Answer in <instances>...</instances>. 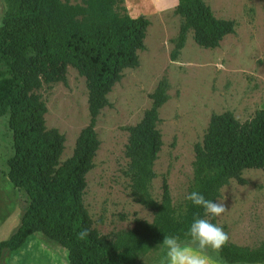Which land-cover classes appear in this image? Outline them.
Listing matches in <instances>:
<instances>
[{"label": "trees", "instance_id": "obj_1", "mask_svg": "<svg viewBox=\"0 0 264 264\" xmlns=\"http://www.w3.org/2000/svg\"><path fill=\"white\" fill-rule=\"evenodd\" d=\"M121 3L3 0L0 117L8 115L13 143L7 177L25 193L28 206L16 231L0 242V261L4 252H16L30 236L41 234L67 252L69 264H138L139 257L161 246L166 236L187 240L184 234L195 219L217 224V217H205L203 208L187 200L175 207L165 178L160 200L151 195L153 167L163 144L157 129L159 109L169 98L168 82L162 79L149 95L150 108L126 129L130 196L153 213V221L135 219L134 227L114 240L93 228L83 194L100 146L97 117L109 106L108 95L123 71L139 67L138 51L145 49L150 25L144 16L133 19L125 9L120 12ZM174 14L181 24L171 41V61H176L190 32L194 43L205 50L218 48L227 35L235 34V22L216 18L205 0H178ZM68 67L85 79L89 122L80 131L72 156L60 163L65 138L46 128V104L35 91L42 85L65 84ZM248 169L264 170V110L243 123L230 111L212 114L202 142L194 147L188 193L199 191L205 199L217 201L231 180L246 184L242 173ZM83 229L89 235L81 240L78 233ZM217 255L223 264H264V242L248 247L228 240Z\"/></svg>", "mask_w": 264, "mask_h": 264}, {"label": "rangeland", "instance_id": "obj_2", "mask_svg": "<svg viewBox=\"0 0 264 264\" xmlns=\"http://www.w3.org/2000/svg\"><path fill=\"white\" fill-rule=\"evenodd\" d=\"M70 5L83 0H61ZM214 16L235 22V34L227 35L214 50L198 47L188 33L176 61L170 60L172 40L181 19L174 9H157L152 0H123L131 18L144 16L150 22L138 51L139 67L126 69L108 95L109 106L97 117L95 131L100 146L94 167L86 175L83 204L93 228L110 240L134 227V220L152 223L153 213L135 203L125 175L128 160L125 147L127 128L137 124L150 108L149 95L157 84L168 82V101L159 109L157 129L162 147L154 164L155 179L150 192L160 200L165 178L172 203L182 206L192 180L194 147L201 143L212 114L230 111L243 123L256 111L264 110V0H207ZM3 0H0V22ZM4 67L0 64V70ZM45 102L47 129H56L65 138L60 163L73 154L80 131L89 122L85 79L67 68L66 83L42 85L35 91ZM13 155L8 115L0 117V242L16 231L27 206L22 190L14 188L7 177V161ZM246 184L231 180L220 190L217 202L225 212L217 225L228 234L229 242L257 247L264 242V170L242 173ZM211 264H223L216 252L205 253ZM161 246L142 254L138 264H160ZM0 264H69L67 252L41 234L30 236L13 253L4 252Z\"/></svg>", "mask_w": 264, "mask_h": 264}, {"label": "clouds", "instance_id": "obj_3", "mask_svg": "<svg viewBox=\"0 0 264 264\" xmlns=\"http://www.w3.org/2000/svg\"><path fill=\"white\" fill-rule=\"evenodd\" d=\"M185 199L193 206L204 209L205 217H219L225 212V203L207 200L199 191L188 193ZM89 235L87 229L78 233L83 240ZM187 240L181 241L178 236H166L160 243L164 256L160 264H211L205 254L211 249L219 253L228 242V234L223 228L210 219H195L184 234Z\"/></svg>", "mask_w": 264, "mask_h": 264}, {"label": "crops", "instance_id": "obj_4", "mask_svg": "<svg viewBox=\"0 0 264 264\" xmlns=\"http://www.w3.org/2000/svg\"><path fill=\"white\" fill-rule=\"evenodd\" d=\"M152 1H154L155 7H157V9H175V7L178 4V0H152ZM205 2H207V0H205ZM207 5L209 6V4ZM210 8L213 11V8L211 5H210Z\"/></svg>", "mask_w": 264, "mask_h": 264}]
</instances>
